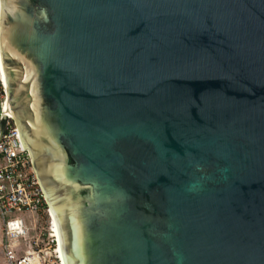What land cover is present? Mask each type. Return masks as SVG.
I'll use <instances>...</instances> for the list:
<instances>
[{"label":"water","instance_id":"95a60500","mask_svg":"<svg viewBox=\"0 0 264 264\" xmlns=\"http://www.w3.org/2000/svg\"><path fill=\"white\" fill-rule=\"evenodd\" d=\"M0 25L65 264H264V0H0Z\"/></svg>","mask_w":264,"mask_h":264},{"label":"built area","instance_id":"2783aa9c","mask_svg":"<svg viewBox=\"0 0 264 264\" xmlns=\"http://www.w3.org/2000/svg\"><path fill=\"white\" fill-rule=\"evenodd\" d=\"M8 97L0 61V219L5 264H64L55 217L31 153L8 111Z\"/></svg>","mask_w":264,"mask_h":264},{"label":"rangeland","instance_id":"374dc122","mask_svg":"<svg viewBox=\"0 0 264 264\" xmlns=\"http://www.w3.org/2000/svg\"><path fill=\"white\" fill-rule=\"evenodd\" d=\"M2 220L0 219V264H5L4 262V252H3V244H4V235H3V226ZM23 254V252L21 253Z\"/></svg>","mask_w":264,"mask_h":264},{"label":"bare ground","instance_id":"6f19581e","mask_svg":"<svg viewBox=\"0 0 264 264\" xmlns=\"http://www.w3.org/2000/svg\"><path fill=\"white\" fill-rule=\"evenodd\" d=\"M3 82H4V84H5V86H6V83H5V80H4V77H3ZM6 89H7V86H6ZM7 92H8V89H7ZM9 94V93H8ZM8 111H9V113L10 114H12V110H11V99H10V96L8 97ZM13 115V114H12ZM54 215V214H53ZM55 223H56V221H55ZM56 228H57V225H56ZM57 233H58V229H57ZM58 238H59V234H58ZM59 248H60V253H61V247H60V241H59ZM61 257H62V253H61ZM62 259H63V257H62ZM64 262V261H63ZM65 264V263H64Z\"/></svg>","mask_w":264,"mask_h":264},{"label":"crops","instance_id":"0c3cea01","mask_svg":"<svg viewBox=\"0 0 264 264\" xmlns=\"http://www.w3.org/2000/svg\"><path fill=\"white\" fill-rule=\"evenodd\" d=\"M5 262V261H4Z\"/></svg>","mask_w":264,"mask_h":264}]
</instances>
